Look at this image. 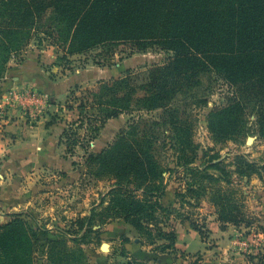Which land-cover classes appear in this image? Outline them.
I'll list each match as a JSON object with an SVG mask.
<instances>
[{
	"label": "rangeland",
	"instance_id": "rangeland-1",
	"mask_svg": "<svg viewBox=\"0 0 264 264\" xmlns=\"http://www.w3.org/2000/svg\"><path fill=\"white\" fill-rule=\"evenodd\" d=\"M11 1L0 3L8 5ZM43 8V13H37L31 20L30 40L26 45L12 53L0 50V60L4 61L0 76L2 93L18 99L26 108L31 103L32 106H28L31 113L26 115L31 121L37 120L39 105L35 101L41 94L31 84L24 88L20 85L9 87L17 71L34 79L49 78V121L60 122L64 117L67 119L65 128L74 129L77 125L71 123L78 117L65 110V106L71 90L77 85L82 89L94 87L101 79L120 77L130 69L144 72L153 64H162L174 56L172 51L158 46L133 50L122 43H105L81 53H69L65 43L69 26L59 19L55 4L50 0L45 1ZM198 80L193 87L176 94L172 102L174 113L163 114L160 109L123 113L110 119L99 138L90 143L89 152L98 153L113 143L120 130L139 119L141 114L161 121L160 125H149L148 130L149 137H159L158 144L166 155L161 162L166 195L160 201L175 209L163 225L170 229L175 224L177 232L184 233L189 228L195 230L191 226L194 223L202 229L204 236L196 232L209 248L222 247L223 250L208 257L200 252L194 258L185 253L178 256L181 248L177 241L175 247L161 249L164 241L152 242L147 234L138 232L128 222L133 229L120 228L118 231L123 233L118 236L103 233L102 228L107 223H102L101 218L105 217L106 209L115 203V197H126L129 192L114 189L116 180L113 177L98 173L97 166H88L87 153L82 147H76L72 154L63 144L65 156L73 161L74 169L70 174L55 169L31 173L23 178L20 188L7 187L6 195L17 198L0 199V225H7L19 217L27 227L30 221L47 231L40 233L43 241L36 245L34 264L43 262L41 255L47 247L49 228L53 226L58 236L65 235L70 247L76 249L73 239H79L85 264H108L110 257L117 255L115 263L121 264L118 259L129 253L126 244L130 246L135 242L151 250L155 257L129 260L147 264H162L157 257L164 253L172 257L170 261L169 256L166 258L169 261L166 264H211L216 259L220 260L218 264H258L259 252H264V133L258 124L259 108L237 95L233 83L215 70L201 74ZM3 98L7 101L3 96L0 101ZM13 104L11 101L9 106ZM9 111L10 108L4 115ZM219 121L223 122L224 131L217 130ZM79 132L84 135V128ZM135 195L144 197L142 191ZM14 198L16 202L12 201ZM148 198L156 200L153 196ZM164 213L158 211L159 216ZM222 214L241 221L238 226L229 224L226 227L231 226L233 230L224 239L216 233L223 229V222L219 220ZM91 216L82 228L78 225L79 219ZM88 224L90 229L86 228ZM200 241V237L193 241L192 248H197ZM224 244L227 247L222 246ZM64 255L71 258V255Z\"/></svg>",
	"mask_w": 264,
	"mask_h": 264
},
{
	"label": "trees",
	"instance_id": "trees-1",
	"mask_svg": "<svg viewBox=\"0 0 264 264\" xmlns=\"http://www.w3.org/2000/svg\"><path fill=\"white\" fill-rule=\"evenodd\" d=\"M45 1L12 0L9 6L0 3V50L17 52L29 42L31 20L43 13ZM50 1L55 4L59 19L69 26L65 38L69 53H81L105 43H122L133 50L158 46L174 53L166 62L153 64L144 72L130 69L120 77L101 79L87 89L77 85L65 106L67 111L76 113L78 118L71 124L77 127L65 128L60 141L72 154L76 147H82L88 166H97L98 173L113 177L114 189L129 192L126 197H115V203L101 218L102 223L122 218L138 232L147 234L152 242L164 241L161 249L175 247V224L170 229L163 225L175 209L160 201L166 195L161 165L166 155L158 144L159 137H149L148 130L149 125L162 122L141 114L102 151L89 152V145L99 138L110 119L123 113L160 109L163 114L174 113L172 102L176 94L193 87L201 74L211 70L231 81L237 95L246 102L255 103L259 108V128L264 133V0ZM2 72L3 64L0 76ZM54 122L49 121V126ZM223 126L219 121L217 130L224 131ZM81 128L84 135L79 132ZM138 191L144 197H136ZM159 210L165 215L159 216ZM92 216L79 219L78 225L82 228ZM219 220L223 229L229 224H241L228 214L220 215ZM24 223L15 217L7 225H0V264H34L36 245L43 241L40 233L47 231L30 221L29 227ZM191 226L204 236L196 224ZM86 228L90 229V225ZM67 240L65 235L47 239V264H85L79 239H73L76 249ZM65 253L71 258L67 259ZM258 261L264 264V252H259ZM125 264L147 263L132 259Z\"/></svg>",
	"mask_w": 264,
	"mask_h": 264
},
{
	"label": "crops",
	"instance_id": "crops-1",
	"mask_svg": "<svg viewBox=\"0 0 264 264\" xmlns=\"http://www.w3.org/2000/svg\"><path fill=\"white\" fill-rule=\"evenodd\" d=\"M18 72L19 71L16 73L17 75H13L14 81L9 85V87L11 85H20L24 88L27 84H31L36 86L39 94H41V97L35 101L39 105V107L36 106L39 111L37 120L31 121L29 116H26L31 113V109H28V106H32L30 105L31 103L27 105V108L25 104L21 106L18 103V99H13L12 96H5V94L2 93V87L0 88V98L1 96L7 97L9 98V101H13L14 103L13 106L10 107V111L7 116L3 117L0 109V199H4L5 201L9 198H17L15 195L11 197L6 195L7 187L10 189L20 188L23 178L31 175V173H38L47 169H55L69 172L70 174V172L74 169V166L72 165L73 161L71 157L69 158L65 156L63 144L60 141L67 119L62 117L60 122L55 121L49 126V112L51 111V108L49 109L48 101L49 78L44 79L40 76L38 77L39 79H34L33 77L26 75L27 73L20 74ZM53 86L54 84H52V90ZM6 87L7 85H5L4 89ZM20 95L22 97L25 96L22 94ZM34 100L35 98L30 100V102H33ZM44 100L45 102L47 100L45 104L42 103ZM2 101L7 102L5 98H3ZM15 198L12 201L16 202L17 200H15ZM53 227L49 228V238L58 237L56 231L57 228L54 229ZM124 227L132 228V226L124 219L118 218L108 222L102 230L105 234L118 236L123 233L118 230L120 228L123 229ZM232 230L233 228L230 226L224 230L220 229L216 233L217 236L224 239V236L230 234ZM177 236V246L181 248V252L178 256H181L183 251L186 256H189V258H194V256L199 252L203 254L204 257H208L213 252L223 250L222 247L220 249L218 247L215 249L209 248L207 243L203 242L199 233L192 228L187 229L184 233H180V231L177 232ZM199 237L201 241L199 243L197 242L198 247L195 249L192 248L193 241H197ZM222 246L227 247L225 244ZM229 246L230 244L228 247ZM126 248L129 253L125 256L122 255L118 259L121 264L127 263L132 257L139 259H144L146 257L152 259L155 257L151 250H147L145 246L140 243L138 244L137 242H135V244H131L130 246L126 244ZM146 251L148 253H146ZM168 256L170 261L172 257L167 253L159 254V257H157L159 263H168L169 261L166 259ZM41 257L43 261L41 264H47L45 249L43 250ZM115 257L111 256L108 264H117L115 263ZM189 261L191 262V259ZM218 263H220V260L216 259L213 260V263L211 264Z\"/></svg>",
	"mask_w": 264,
	"mask_h": 264
},
{
	"label": "built area",
	"instance_id": "built-area-1",
	"mask_svg": "<svg viewBox=\"0 0 264 264\" xmlns=\"http://www.w3.org/2000/svg\"><path fill=\"white\" fill-rule=\"evenodd\" d=\"M11 101H9V98H7V102L0 101V109H1V115L4 117V113L9 110L10 106L9 104Z\"/></svg>",
	"mask_w": 264,
	"mask_h": 264
},
{
	"label": "water",
	"instance_id": "water-1",
	"mask_svg": "<svg viewBox=\"0 0 264 264\" xmlns=\"http://www.w3.org/2000/svg\"><path fill=\"white\" fill-rule=\"evenodd\" d=\"M253 141V138H250L249 139V142H252ZM103 247L105 248V247H107V244H103Z\"/></svg>",
	"mask_w": 264,
	"mask_h": 264
}]
</instances>
